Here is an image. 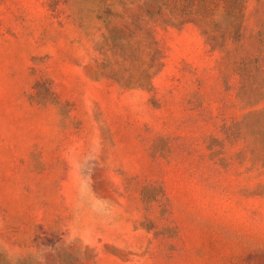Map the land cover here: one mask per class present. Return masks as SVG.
Listing matches in <instances>:
<instances>
[{
  "label": "rangeland",
  "instance_id": "rangeland-1",
  "mask_svg": "<svg viewBox=\"0 0 264 264\" xmlns=\"http://www.w3.org/2000/svg\"><path fill=\"white\" fill-rule=\"evenodd\" d=\"M0 264H264V0H0Z\"/></svg>",
  "mask_w": 264,
  "mask_h": 264
}]
</instances>
